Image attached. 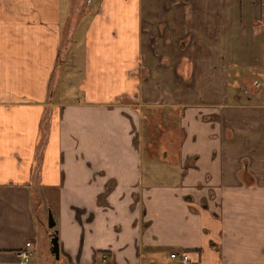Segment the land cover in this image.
I'll list each match as a JSON object with an SVG mask.
<instances>
[{
    "label": "crops",
    "instance_id": "obj_1",
    "mask_svg": "<svg viewBox=\"0 0 264 264\" xmlns=\"http://www.w3.org/2000/svg\"><path fill=\"white\" fill-rule=\"evenodd\" d=\"M156 1L0 0V264H264V2ZM148 104L176 142L144 163Z\"/></svg>",
    "mask_w": 264,
    "mask_h": 264
},
{
    "label": "rangeland",
    "instance_id": "obj_2",
    "mask_svg": "<svg viewBox=\"0 0 264 264\" xmlns=\"http://www.w3.org/2000/svg\"><path fill=\"white\" fill-rule=\"evenodd\" d=\"M88 1V0H86ZM90 1V0H89ZM178 1H185V0H165V5L162 7L161 2L159 0L156 1V6L158 7L157 10H160L163 8L165 11H167V13L169 14V16L171 17V15L173 14L172 11L175 9L176 11L174 12L173 15H175L176 21L177 22H182L184 16L188 13L189 17L191 16L192 18L195 17L196 12H194L195 9L194 7H191L190 4H183L181 5L179 8H175V3ZM264 2V0H263ZM172 13V14H171ZM196 18V17H195ZM146 19H148L152 24H153V28L156 30L157 32V36L158 37H162V35L164 34V36L166 35L165 33H163L164 29H166V27H162L161 25H159L160 23L157 22L158 18H156V16H153L152 18H148V17H144L143 20V28H145V24L146 22H144ZM147 24V23H146ZM166 32V31H164ZM156 34V33H155ZM163 36V38H164ZM163 38L157 39V40H162ZM154 39V38H153ZM166 38H164L165 41ZM172 39H167V41H171ZM151 42V40H150ZM162 47V45L160 46V48ZM159 54H161L159 52ZM166 58H168V55L165 53ZM59 60V59H58ZM54 71V70H53ZM261 81V87H264V76L261 72V70L258 72H255ZM57 90L60 93V91L64 90L65 95L62 94L63 96L66 97V99H70L73 95H75V93H79L78 88H76V86L74 84H67L65 87L61 86L58 84L57 86ZM81 93V92H80ZM64 99V98H63ZM165 105H161V104H157V105H152V104H148V105H143L141 107L142 109V115H143V121L141 122V127L139 129V134L137 137V143L139 144L140 147V154H141V159H143L144 163L145 161H147V155H149L152 159H159L160 157V148H163V143L164 141L166 142H170L171 144H175L176 139L173 133L176 132L175 128H174V123L171 121V119L167 118L165 115V113L171 112V107H167ZM168 110H166V109ZM169 147L167 146V149ZM171 150V149H169ZM149 152V153H148ZM152 166H154L155 164L152 162L151 164ZM144 169V167H143ZM170 250H177V249H170ZM168 250V253L169 251ZM167 253V255H168ZM169 258H171L168 255ZM27 259V257H26ZM172 259V258H171ZM29 262V261H28ZM33 263H39V262H33ZM41 264H46L45 262H40ZM176 263V261H175ZM54 264V263H51Z\"/></svg>",
    "mask_w": 264,
    "mask_h": 264
},
{
    "label": "built area",
    "instance_id": "obj_3",
    "mask_svg": "<svg viewBox=\"0 0 264 264\" xmlns=\"http://www.w3.org/2000/svg\"><path fill=\"white\" fill-rule=\"evenodd\" d=\"M29 245L30 241L26 240L23 242V245L15 251V256L18 258L16 262L8 263V264H41V263H33L28 262L26 257L29 255ZM168 255L176 261L175 264H188V256L187 253L181 250H170Z\"/></svg>",
    "mask_w": 264,
    "mask_h": 264
},
{
    "label": "water",
    "instance_id": "obj_4",
    "mask_svg": "<svg viewBox=\"0 0 264 264\" xmlns=\"http://www.w3.org/2000/svg\"><path fill=\"white\" fill-rule=\"evenodd\" d=\"M54 224V220L52 217V214L50 212L49 209H47V213H46V225L47 227H52ZM49 250L50 252L55 256V258L58 257V242H57V236L55 234V230H53L50 239H49Z\"/></svg>",
    "mask_w": 264,
    "mask_h": 264
},
{
    "label": "trees",
    "instance_id": "obj_5",
    "mask_svg": "<svg viewBox=\"0 0 264 264\" xmlns=\"http://www.w3.org/2000/svg\"><path fill=\"white\" fill-rule=\"evenodd\" d=\"M166 144V141H164V143H163V146ZM165 148L163 147V148H161L160 149V152H159V154H161L162 153V151L164 150Z\"/></svg>",
    "mask_w": 264,
    "mask_h": 264
}]
</instances>
